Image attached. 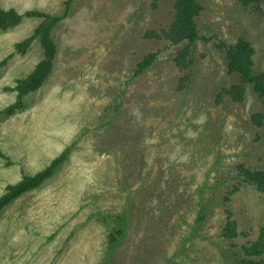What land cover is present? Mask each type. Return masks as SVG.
<instances>
[{
  "label": "rangeland",
  "instance_id": "obj_1",
  "mask_svg": "<svg viewBox=\"0 0 264 264\" xmlns=\"http://www.w3.org/2000/svg\"><path fill=\"white\" fill-rule=\"evenodd\" d=\"M199 2L206 40L179 70L177 46L143 37L173 20V0H0L20 13H66L53 30L51 76L11 113L15 79L42 56L38 42L23 54L16 43L40 19L0 29V195L71 149L50 178L0 214V264H236L243 256L264 223V193L240 185L232 196L240 230L232 241L220 233V196L238 184L239 164L264 168V126L251 121L263 106L252 86L240 103L214 104L222 87L238 82L216 43L246 34L264 72V0L255 2L258 12L241 0ZM151 51L156 62L133 76ZM200 205L208 213L198 224ZM125 213L126 236L107 252L110 215Z\"/></svg>",
  "mask_w": 264,
  "mask_h": 264
},
{
  "label": "trees",
  "instance_id": "obj_2",
  "mask_svg": "<svg viewBox=\"0 0 264 264\" xmlns=\"http://www.w3.org/2000/svg\"><path fill=\"white\" fill-rule=\"evenodd\" d=\"M241 1L243 7H250L252 11L258 12V7L254 6L258 0ZM173 9V20L168 25L159 32L148 31L143 37L165 40L173 46H177L176 55L173 58L174 64L179 70H188L193 64V52L197 41L206 40V37L200 35L198 26V16L203 7L199 0H173ZM64 16H66V13L63 16H56L38 9L20 13L14 7L5 8L0 4V29L13 27L24 17L40 19L32 34L16 43L17 50L23 54L33 42H38L42 56L30 72L15 79L11 89L15 91L16 100L13 105L7 108V113L20 108L24 104L25 97L40 89L51 76L58 53L53 30ZM216 47L223 52L227 73L236 74L238 82L228 87H222L215 97L214 104L220 105L227 97L240 103L245 98L248 86H252V91L263 106V111L252 113L251 121L256 127L264 126V72L257 71L255 68V48L252 42L246 34H242L236 38L235 42L227 44L224 41H219L216 43ZM158 56V51H151L144 55L142 60L137 63L133 76L144 73L156 62ZM189 80L188 75L182 77L177 88H185ZM70 150L69 146L63 148L42 169L34 174H25L15 183L7 184L4 192L0 195V214L21 195L37 188L46 179L50 178L68 159ZM237 169L239 170L237 173L238 184L232 185L227 192L220 196L221 204L227 207L225 209V223L220 233L222 238L227 241L234 240L240 234L238 222L233 217V211L228 207L232 196L239 190V186L250 185L257 191L264 193V168H253L245 164H239ZM207 208V205H200V211L196 219L198 224L206 220ZM110 218H113L114 226L107 234V252H111L120 246L126 236L128 226L126 213L110 215ZM242 248L245 253L242 257L234 259L236 264H264V223L257 228L256 237L248 244L242 245Z\"/></svg>",
  "mask_w": 264,
  "mask_h": 264
}]
</instances>
